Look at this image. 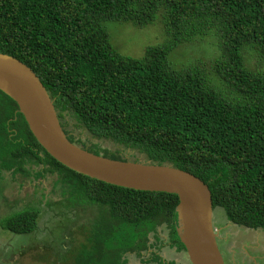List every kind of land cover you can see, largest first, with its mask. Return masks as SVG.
Masks as SVG:
<instances>
[{
    "label": "trees",
    "instance_id": "trees-1",
    "mask_svg": "<svg viewBox=\"0 0 264 264\" xmlns=\"http://www.w3.org/2000/svg\"><path fill=\"white\" fill-rule=\"evenodd\" d=\"M112 22L139 29L158 23L166 38L142 57L126 56L111 41ZM209 35L219 51L209 66L173 67L178 46ZM0 53L40 78L70 142L118 161L137 151L144 162L186 171L209 187L229 222L264 230V0H0ZM72 123L120 148L86 146L67 129ZM7 173L51 175L65 207L90 208L73 264H129V255L140 264H176L161 256L164 230L169 245L185 251L177 195L123 188L65 167L0 90V180ZM40 215L29 207L0 224L29 236Z\"/></svg>",
    "mask_w": 264,
    "mask_h": 264
},
{
    "label": "rangeland",
    "instance_id": "rangeland-1",
    "mask_svg": "<svg viewBox=\"0 0 264 264\" xmlns=\"http://www.w3.org/2000/svg\"><path fill=\"white\" fill-rule=\"evenodd\" d=\"M109 34L120 53L134 58L142 57L147 46L161 44L166 38L162 26L158 23L139 29L129 23L112 22L109 24ZM218 55V39L209 35L204 39L178 46L170 54V62L176 69H182L195 61L209 66ZM246 59L247 65L255 68L256 59L249 55ZM67 129L72 130L75 138L85 142L86 146L94 143L111 151L120 148L110 141L91 139L87 130L75 127L74 123ZM122 155L130 161H145L144 155L137 151L127 150ZM54 179L51 175L39 180L20 175L13 179L7 173L0 180V222L25 208L34 207L41 210L37 229L32 235L17 236L4 230L0 224V264H73L70 258L71 250L86 241V234L80 233L79 230L83 224L90 223V208L65 207L60 190L52 191ZM228 223L233 224L227 220L223 208H214V226L221 229L220 235L226 232L224 227ZM86 226H82V229L87 228ZM227 232L230 233V230ZM161 237L164 241L161 256L166 261L190 264L186 251H178L176 247L169 245L167 230L161 233ZM218 245L225 264H230L231 254L225 250L222 241H219ZM57 246L63 247L62 252L54 254L53 247ZM128 258L129 264H140L135 255H129Z\"/></svg>",
    "mask_w": 264,
    "mask_h": 264
},
{
    "label": "water",
    "instance_id": "water-1",
    "mask_svg": "<svg viewBox=\"0 0 264 264\" xmlns=\"http://www.w3.org/2000/svg\"><path fill=\"white\" fill-rule=\"evenodd\" d=\"M0 90L17 103L38 143L65 167L107 184L177 195V232L190 264H225L214 226L212 194L200 178L169 165L112 160L70 142L40 78L24 63L2 53Z\"/></svg>",
    "mask_w": 264,
    "mask_h": 264
},
{
    "label": "crops",
    "instance_id": "crops-1",
    "mask_svg": "<svg viewBox=\"0 0 264 264\" xmlns=\"http://www.w3.org/2000/svg\"><path fill=\"white\" fill-rule=\"evenodd\" d=\"M216 230L218 240L231 254L230 264H264V230L229 223L224 227V234L220 235V228Z\"/></svg>",
    "mask_w": 264,
    "mask_h": 264
},
{
    "label": "flooded vegetation",
    "instance_id": "flooded-vegetation-1",
    "mask_svg": "<svg viewBox=\"0 0 264 264\" xmlns=\"http://www.w3.org/2000/svg\"><path fill=\"white\" fill-rule=\"evenodd\" d=\"M61 122V121H60ZM66 131H67V129H66Z\"/></svg>",
    "mask_w": 264,
    "mask_h": 264
}]
</instances>
